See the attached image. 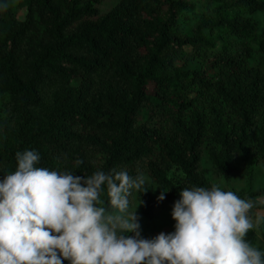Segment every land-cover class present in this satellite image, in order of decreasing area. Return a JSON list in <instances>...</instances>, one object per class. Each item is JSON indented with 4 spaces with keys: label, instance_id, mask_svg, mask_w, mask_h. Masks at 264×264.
Listing matches in <instances>:
<instances>
[{
    "label": "trees",
    "instance_id": "1",
    "mask_svg": "<svg viewBox=\"0 0 264 264\" xmlns=\"http://www.w3.org/2000/svg\"><path fill=\"white\" fill-rule=\"evenodd\" d=\"M103 1L0 0V180L25 150L82 178L143 174L130 207L154 221L208 173L264 169V0ZM99 206L116 211L106 185Z\"/></svg>",
    "mask_w": 264,
    "mask_h": 264
},
{
    "label": "clouds",
    "instance_id": "2",
    "mask_svg": "<svg viewBox=\"0 0 264 264\" xmlns=\"http://www.w3.org/2000/svg\"><path fill=\"white\" fill-rule=\"evenodd\" d=\"M40 159L35 150L17 152L16 170L0 180V264H264V252L245 240L255 226L253 203L232 191L181 189L174 231L145 239L129 199L145 184L143 174L82 178L37 167ZM105 185L117 214L99 206Z\"/></svg>",
    "mask_w": 264,
    "mask_h": 264
},
{
    "label": "rangeland",
    "instance_id": "3",
    "mask_svg": "<svg viewBox=\"0 0 264 264\" xmlns=\"http://www.w3.org/2000/svg\"><path fill=\"white\" fill-rule=\"evenodd\" d=\"M118 2L119 0H104L103 3L98 6V10L100 13H106L114 8ZM17 17L20 21H24L26 17V10L24 9L20 11ZM257 18L260 27L264 28V14H258ZM235 166L240 169V165L236 164ZM171 178L174 182H179L182 178L181 171L177 168H173L171 170ZM208 179H211L215 185L221 188V190L232 191L238 197L245 200H250L253 203V208L250 209L249 216L251 217L255 226L250 229V231L255 234L257 245L264 247V221L256 224L257 216H264V196L258 197L255 200L251 198V195L254 192L264 187V169L262 167L256 168L252 178H247L244 175L239 174L229 181L224 179L217 180L212 173H208ZM179 199H176V201ZM136 208V213L139 218L138 222L141 226L142 238L152 239L161 232L168 234L174 231V225L176 221L171 215L173 206L169 207L160 218L154 221H149L142 216L140 206L138 204L130 207V211H135ZM113 214H117L116 211ZM128 235L133 234L129 233Z\"/></svg>",
    "mask_w": 264,
    "mask_h": 264
}]
</instances>
